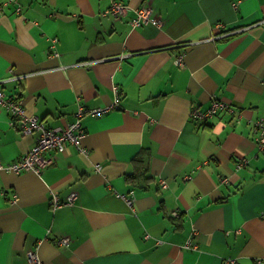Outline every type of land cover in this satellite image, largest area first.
I'll return each instance as SVG.
<instances>
[{
  "label": "crops",
  "instance_id": "0c3cea01",
  "mask_svg": "<svg viewBox=\"0 0 264 264\" xmlns=\"http://www.w3.org/2000/svg\"><path fill=\"white\" fill-rule=\"evenodd\" d=\"M113 1L0 0V88L27 115L64 128L119 88L82 120L87 155L0 172V264H264V0ZM143 4L161 25L132 27ZM214 98L238 115L194 122ZM39 136L0 106L4 164Z\"/></svg>",
  "mask_w": 264,
  "mask_h": 264
},
{
  "label": "built area",
  "instance_id": "2783aa9c",
  "mask_svg": "<svg viewBox=\"0 0 264 264\" xmlns=\"http://www.w3.org/2000/svg\"><path fill=\"white\" fill-rule=\"evenodd\" d=\"M130 7L119 0H114L105 13L115 17L117 19L124 17ZM150 22L161 25V21L153 17V9L149 4H143L135 10V17L131 20V25L134 28L142 27ZM54 42H57V39H54ZM176 64L180 67L184 66V56L180 55L176 58ZM117 99L116 102L106 108H94L86 109L82 104H79L78 110L75 114L76 121L67 125L66 127H59L54 129H48L45 125L39 120L37 116H29L24 110V107L21 103V100H17L14 97H8L7 94L0 88V106L6 108L10 111L13 120L20 126L21 131L24 134H33L34 132H39L40 136L37 139V143L31 149V151L23 156L20 160L4 164L0 158V172L5 171L12 174H21L23 172H35L40 175L43 170L49 166V161L47 159V154L51 151L63 152L69 145L77 147L83 154L87 155V149L82 145V139L84 136V129L82 125V120L85 116H102L115 106L119 102V88L114 89ZM229 112L234 118L238 115L235 108L230 106V104L214 98L212 100L211 106L207 110H200L199 108H193L190 112V117L194 122L203 123L208 120L220 115L221 113ZM253 131L255 134V141L258 147L264 151V118L258 119L253 124ZM227 182V180L225 181ZM162 187L166 188V182H162ZM77 197L76 193H72L70 197L62 202L57 196L53 198V207L61 208L63 206H71ZM122 198L128 201L129 203L133 202L134 192H131L130 195H122ZM176 215V214H175ZM147 237H150L147 235ZM191 243L187 244V247ZM30 259L34 264H43L39 256L34 253H29ZM228 264H234V261H228Z\"/></svg>",
  "mask_w": 264,
  "mask_h": 264
},
{
  "label": "trees",
  "instance_id": "16d2710c",
  "mask_svg": "<svg viewBox=\"0 0 264 264\" xmlns=\"http://www.w3.org/2000/svg\"><path fill=\"white\" fill-rule=\"evenodd\" d=\"M84 119V118H83Z\"/></svg>",
  "mask_w": 264,
  "mask_h": 264
}]
</instances>
